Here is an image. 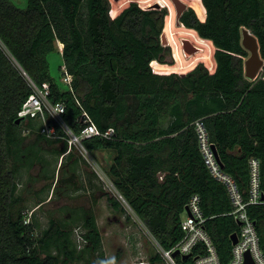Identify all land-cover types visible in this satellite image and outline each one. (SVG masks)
I'll list each match as a JSON object with an SVG mask.
<instances>
[{
  "label": "trees",
  "instance_id": "trees-1",
  "mask_svg": "<svg viewBox=\"0 0 264 264\" xmlns=\"http://www.w3.org/2000/svg\"><path fill=\"white\" fill-rule=\"evenodd\" d=\"M193 6L181 13L177 25L185 28L179 32L194 38V30L214 42V71L203 61L185 73L153 69L156 60L171 62V48L162 40L170 25L166 7H143L132 0L112 17L109 0H28L25 8L0 0V264H69L83 259L87 249L95 254L96 264L117 260H109L103 250L92 207L72 209L71 216L64 217L71 220L50 218L40 229L35 208L21 205L19 166L40 162L45 167L48 158L37 142L24 144L25 120L17 121L18 110L31 87L3 44L36 82L49 81L50 98L66 102L65 117L76 130L81 110L76 97L99 128L115 127V138L96 135L85 144L95 155L113 150L107 173L162 247L169 249L181 239L186 204L198 193L220 262L230 264L232 234L240 226L227 184L206 162L196 121L203 122L223 171L234 178L244 198L249 197L253 156L260 160L264 191V70L257 78L246 76L248 50L242 32L246 26L256 36L264 60V0H198ZM57 40L63 43L74 91L51 74L47 54L56 49ZM35 121L29 119L28 127L45 137ZM67 148L66 143L61 151ZM74 161L79 172L78 156ZM77 164L66 178L70 188ZM44 167L43 175L56 179V172ZM96 175L88 173L85 179L93 189ZM56 184L50 187L53 192ZM107 199L114 208L123 207L117 196ZM247 211L264 252V203H249ZM77 220H82L87 242L83 249L77 248L73 229L67 226ZM200 252H205L202 244L192 255H177V260L194 264ZM161 258L156 253L151 264Z\"/></svg>",
  "mask_w": 264,
  "mask_h": 264
},
{
  "label": "rangeland",
  "instance_id": "rangeland-1",
  "mask_svg": "<svg viewBox=\"0 0 264 264\" xmlns=\"http://www.w3.org/2000/svg\"><path fill=\"white\" fill-rule=\"evenodd\" d=\"M20 7H27L28 0H13ZM132 0H109L110 13L116 16L124 7H126ZM143 7H166L167 15H171L169 28L166 32H162V40L171 48V53L168 58L171 62H161L156 60L152 64L156 71L160 66L163 71H176L178 73H185L192 69L198 62L203 61L209 69L215 66L214 51L216 45L208 38L202 37L197 31L192 30L196 37L189 38L186 34L179 32V29L185 28L178 26L180 15L188 6L194 7L193 2L198 0H136ZM195 9V8H194ZM244 26L243 43L248 50L246 63L254 61L256 72L253 76H248L251 79L257 78L264 70V60L259 51V43L256 36ZM250 33V34H249ZM254 38H253V37ZM63 43L60 40L56 41V49L48 52L47 58L50 65L52 76L58 83L68 88L69 85L62 80L64 58L60 51ZM27 121L22 122L23 134L25 136L24 144H31L37 142L39 145L49 147V141H42L44 137L39 136V132L28 127ZM38 124L37 121H35ZM50 139V138H49ZM63 145V139H60ZM47 142V144H46ZM76 157L79 158V176L76 179L73 188H78V199L67 197V187L71 186L66 182L67 163L64 160L56 168V161L53 164L51 160H46L45 167L40 162L33 165L21 164L19 166V189L18 192L22 196V206L27 209H32L40 199H43L50 187L56 184L54 197L46 202L44 205L36 208V218L40 222V229L48 226L50 218H62L71 220V218H64L69 216L72 204H82L83 207L93 208L98 224L100 226L103 236V250L109 260L117 257L115 264H151L152 258L158 253V245L155 237L150 232L144 221L122 204V208H114L107 200V195H115L116 190L109 182L111 176L107 173L108 165L112 160L113 150H100L97 155L93 154V158L103 168L96 170L95 165L87 160L80 151L74 150ZM51 157V156H49ZM52 159V158H51ZM94 161V160H93ZM43 167L47 172H56V179L46 178L43 175ZM100 169V168H99ZM95 172L97 175L93 177V187L86 185V177L88 173ZM56 181V182H55ZM71 187V188H72ZM69 187L68 190L71 189ZM41 191V192H40ZM34 207V208H35ZM76 223H69L67 226L73 229V239L76 241L78 249H83L87 245L82 233L84 228L82 220H77ZM97 258L94 253L88 249L84 251L83 259H76L69 264H96ZM155 264H168L164 258L158 259Z\"/></svg>",
  "mask_w": 264,
  "mask_h": 264
},
{
  "label": "built area",
  "instance_id": "built-area-1",
  "mask_svg": "<svg viewBox=\"0 0 264 264\" xmlns=\"http://www.w3.org/2000/svg\"><path fill=\"white\" fill-rule=\"evenodd\" d=\"M2 47L31 87V92L24 99L18 110V116L24 120L34 119L39 121L41 124L40 132L45 137L55 140L63 139L68 145L66 153L71 150H78L87 160L95 165L97 171L102 170L105 172L93 158L92 151L86 146L85 140L96 135L113 139L116 137L115 127L108 126L105 129L99 128L91 113L83 106L78 97H76L81 109L76 118L77 125L79 124L80 129L76 130L65 117L66 102L64 100H52L50 98L51 85L49 81L42 83L36 82L10 50L4 44ZM60 51L63 52V45H61ZM62 80L74 91L73 74L65 64H63ZM196 123L206 162L212 173L227 184L234 205L232 213L240 226L239 230L236 231L237 241L233 242L230 264H245L247 252L250 253L253 264H264V252L260 245L258 230L255 221L247 211V205L249 203H264V191L261 187L260 178V160L254 156L250 159L249 197L246 200L243 192L237 187L234 178L223 171L212 144L208 139L203 122L197 120ZM109 182L113 185L118 198L124 206L131 210V205L116 187L113 180L110 179ZM31 214L32 210H29L26 221L30 220ZM206 219L207 217L204 215L201 206V196L198 193L192 194L186 204L185 212L181 219V227L184 232L181 239L169 249L162 247L157 242L158 252L168 264H179L177 255H173L174 251L178 250V255L180 256L188 253L192 255L194 248L199 244L203 245L205 252H200L194 256V264H221L217 249L206 228Z\"/></svg>",
  "mask_w": 264,
  "mask_h": 264
},
{
  "label": "crops",
  "instance_id": "crops-1",
  "mask_svg": "<svg viewBox=\"0 0 264 264\" xmlns=\"http://www.w3.org/2000/svg\"><path fill=\"white\" fill-rule=\"evenodd\" d=\"M205 17H206V13H205L204 18H201V19H205ZM215 68H216V64H215L214 68L210 69V70L214 71ZM42 141H44V142L45 141H49V147H46V146L42 145V148H43L42 151L44 152L45 156L48 159H50L51 161H53L52 162L53 164L56 161V168L59 166L61 161L65 160L67 165H68L67 166L68 168H67L66 172H67V174L70 175L72 166L77 164V162L74 161V159L77 158L76 155H75V151L72 150V154L71 155L69 153H66V150L61 151L63 149L64 145L66 144V142L64 140H63V143H64L63 145H60L62 140L47 139V138L44 137V140H42ZM46 144H47V142H46ZM49 156H51V157H49ZM76 174H77V176H75L74 179L70 180V181H72L73 185H75L74 181L76 179H78V164H77V173ZM68 189L69 188H67V191H66L67 193L66 194H70V195H67V197L70 196V197H73V199H78V188H73L72 187L70 190H68ZM54 193H55V191L53 192V190L48 191V195L46 194V196L43 197V199L46 198V200L44 201L43 205L54 197ZM35 206H37V205H34V207ZM38 207H40V206L38 205ZM38 207H35V210ZM79 207H83V206H82V204H78L77 203V204H72L71 207H69V209H74V208H79ZM71 214H72V211L70 212L69 216H67V217H70Z\"/></svg>",
  "mask_w": 264,
  "mask_h": 264
},
{
  "label": "water",
  "instance_id": "water-1",
  "mask_svg": "<svg viewBox=\"0 0 264 264\" xmlns=\"http://www.w3.org/2000/svg\"><path fill=\"white\" fill-rule=\"evenodd\" d=\"M249 31H250V29H249ZM245 67H246V76L247 77L248 76H253L255 74V72H256V66L254 64V61H250L249 63H245ZM248 78H250V77H248ZM21 120H22V118L21 117H18L17 121L20 122ZM212 147H213V150H214V152L216 154V157H217L218 161L220 162V159H219V156H218V153H217L216 146L213 144ZM237 238H238L237 237V233L234 232L232 234V240H233V242H236L237 241ZM178 254H179V251L178 250L174 251V253H173L174 256H176ZM189 255H191V253H188V254L183 255V257L189 256ZM245 264H253V260H252V257H251V255H250L249 252H247V254H246Z\"/></svg>",
  "mask_w": 264,
  "mask_h": 264
}]
</instances>
